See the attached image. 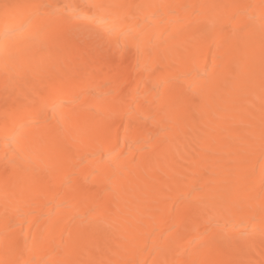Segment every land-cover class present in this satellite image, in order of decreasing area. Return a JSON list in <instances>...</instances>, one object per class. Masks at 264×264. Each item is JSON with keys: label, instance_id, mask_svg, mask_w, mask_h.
<instances>
[{"label": "bare ground", "instance_id": "1", "mask_svg": "<svg viewBox=\"0 0 264 264\" xmlns=\"http://www.w3.org/2000/svg\"><path fill=\"white\" fill-rule=\"evenodd\" d=\"M0 79V264H264V0H3Z\"/></svg>", "mask_w": 264, "mask_h": 264}, {"label": "rangeland", "instance_id": "2", "mask_svg": "<svg viewBox=\"0 0 264 264\" xmlns=\"http://www.w3.org/2000/svg\"><path fill=\"white\" fill-rule=\"evenodd\" d=\"M1 1H3V0H0V2H1ZM71 6H75V7H76V2H74L73 5H71ZM73 19H74V18H73ZM74 20L76 21V19H74ZM79 24H80V27H81V28H83V27H87V24H86L85 22L80 21ZM89 24H90V23H89ZM91 25H92V24H91ZM92 26H94V25H92ZM92 26H91V27H92ZM88 27H89V25H88ZM94 27H96V26H94ZM92 28H93V27H92ZM94 29H95V28H93V30H94ZM96 30H97V29H96ZM103 30H105V29H103ZM103 32H104V31H103ZM76 53H77V52H75V51H74V52L72 51V52L68 53V54H67V57H66V60H67L68 62L71 61L72 58L76 55ZM98 57H100V55L97 56L96 61H98V59H99ZM96 61H95V62H96ZM83 62H84V61H82L81 63H83ZM81 63H79V64H81ZM97 63H98V62H97ZM109 64H110V63H109ZM109 64H107V65H109ZM82 65H83V64H82ZM110 65L113 66V64H110ZM131 65H132V64H131ZM131 65H130L129 63H127V62H122V63L119 64L118 67H119L120 69L123 70V69H125L126 66L129 67V66H131ZM105 67H106V65H104V64L102 65V63H101V64H98V66H97V68H101V69H102V68H105ZM123 76H124V79L126 78V83H125V88H126V87H128V85L131 84V83H130V81H131V76H130L129 73H127V74L125 73V74H123ZM4 81H5L4 79H0V82H1V83H3ZM7 82H8V81H7ZM16 84H17V85H21V84H23V83H22V82H16ZM7 87H8V88L5 89L6 93H5V91H4V93H5V94H4V95H5L4 97L6 98V100L8 99V100H7L8 102L6 101L7 103H9V102L12 103V102H15V101H16V102H18V101H22L23 99H25V98H29V97H31V96L33 95V92H31L32 94L29 93L27 96H17V95H12V94H11V90H10V87H11V86L8 85ZM11 89H12V88H11ZM45 91H46V90H44V91H43V90H42V91L38 90V92H37V91H34V93H35V94L37 93V95H38V93H39V94H40V93H42V94H46ZM43 92H44V93H43ZM33 96H34V95H33ZM9 104H10V103H9ZM13 104H15V103H13ZM50 115H51V114H50ZM1 124H2V121L0 120V125H1ZM181 178H182V177H181ZM176 179H177V178H176ZM179 179H180V177H179ZM179 179H177L176 181L178 182ZM206 179H207V178H206ZM180 180H182V179H180ZM207 180H209V179H207ZM207 180L203 179L202 182H207ZM179 182H180V181H179ZM179 182H178V183H179Z\"/></svg>", "mask_w": 264, "mask_h": 264}, {"label": "snow or ice", "instance_id": "3", "mask_svg": "<svg viewBox=\"0 0 264 264\" xmlns=\"http://www.w3.org/2000/svg\"><path fill=\"white\" fill-rule=\"evenodd\" d=\"M14 7H19V6H8L5 5L3 8V13L5 15V17L10 15L11 9ZM32 9H34V11L31 13L30 17H29V21L31 22L32 20H36L40 17L43 16H59L60 12L57 8H55L53 5L50 4H46V3H41V4H36V5H30L28 6ZM24 25H21L19 28H7L5 32L3 33V38L4 39H12L16 33L18 31H22L24 29ZM157 100H159V97H156ZM21 129L17 128L15 130V132H20Z\"/></svg>", "mask_w": 264, "mask_h": 264}]
</instances>
